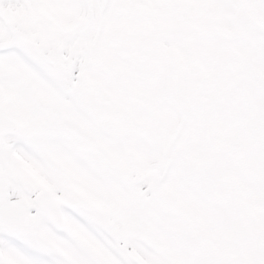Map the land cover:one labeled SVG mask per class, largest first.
Returning a JSON list of instances; mask_svg holds the SVG:
<instances>
[{
  "label": "snow or ice",
  "instance_id": "1",
  "mask_svg": "<svg viewBox=\"0 0 264 264\" xmlns=\"http://www.w3.org/2000/svg\"><path fill=\"white\" fill-rule=\"evenodd\" d=\"M0 264H264V0H0Z\"/></svg>",
  "mask_w": 264,
  "mask_h": 264
}]
</instances>
